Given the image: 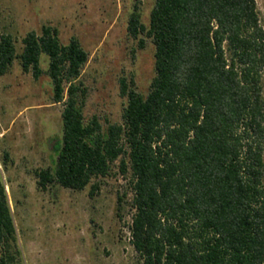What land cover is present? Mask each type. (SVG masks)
<instances>
[{"label":"trees","instance_id":"1","mask_svg":"<svg viewBox=\"0 0 264 264\" xmlns=\"http://www.w3.org/2000/svg\"><path fill=\"white\" fill-rule=\"evenodd\" d=\"M135 0L128 32L155 45L148 93L120 79L122 120H86L90 54L45 24L18 53L0 36V74L17 58L36 79L51 78L63 103L55 169L36 170L41 188L73 190L115 168L127 179L118 214L133 211L131 242L142 264H264V26L257 0H155L150 23ZM48 58L44 70L42 58ZM8 159L9 154L5 153ZM131 197L127 200L129 195ZM17 229L0 172V264H20Z\"/></svg>","mask_w":264,"mask_h":264},{"label":"rangeland","instance_id":"2","mask_svg":"<svg viewBox=\"0 0 264 264\" xmlns=\"http://www.w3.org/2000/svg\"><path fill=\"white\" fill-rule=\"evenodd\" d=\"M155 0H142V19L150 23ZM135 0H0V36L10 33L18 53L31 30L45 24L58 28L67 44L79 38L90 58L83 70L89 94L86 120L97 115L121 121L127 97L120 79H134L147 94L155 76V45L144 48L128 32ZM264 26V0H257ZM44 70L48 58H42ZM264 89V78H263ZM51 78L25 72L17 58L0 74V172L6 184L17 229L20 264H142L131 242L132 209L118 214V192L127 179L115 168L90 194L91 186L73 190L59 183L41 188L36 170L55 169L54 145L63 135V103L54 101ZM9 154V158L5 157ZM127 199L129 201L131 194Z\"/></svg>","mask_w":264,"mask_h":264}]
</instances>
